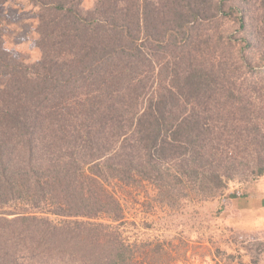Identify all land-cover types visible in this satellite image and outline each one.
<instances>
[{"label":"trees","instance_id":"obj_1","mask_svg":"<svg viewBox=\"0 0 264 264\" xmlns=\"http://www.w3.org/2000/svg\"><path fill=\"white\" fill-rule=\"evenodd\" d=\"M26 1L40 59L0 28V264H193L173 240L124 237L118 187L148 183L179 207L264 177V67L246 55L264 14L237 0ZM226 20L240 41L217 32Z\"/></svg>","mask_w":264,"mask_h":264},{"label":"rangeland","instance_id":"obj_2","mask_svg":"<svg viewBox=\"0 0 264 264\" xmlns=\"http://www.w3.org/2000/svg\"><path fill=\"white\" fill-rule=\"evenodd\" d=\"M94 1L84 0V10L91 9ZM237 1L244 8H250L251 17H255L259 9V13L264 14V0L256 1L261 7L247 5L244 0ZM37 13L38 8L26 0L0 6V28L5 31V47L21 55L27 63L40 59V50L36 46ZM247 25L251 30L256 23L247 20ZM239 28L235 21L226 20L216 30L240 41L244 32ZM262 37L255 41L254 47L246 50L254 70L264 67V35ZM4 82L5 79L0 78V87ZM258 180L232 181L229 191L249 197ZM118 192L124 205V220L118 226L130 242L173 240L179 245V253L181 251L176 258L183 259L186 252L193 264H264V228L251 226L248 217L231 213L224 196L207 200L191 197L179 207H168L154 200L155 188L148 183L141 188L121 186Z\"/></svg>","mask_w":264,"mask_h":264},{"label":"crops","instance_id":"obj_3","mask_svg":"<svg viewBox=\"0 0 264 264\" xmlns=\"http://www.w3.org/2000/svg\"><path fill=\"white\" fill-rule=\"evenodd\" d=\"M227 201L231 213L248 217L252 221L251 226L264 228V178L258 180L253 195Z\"/></svg>","mask_w":264,"mask_h":264}]
</instances>
